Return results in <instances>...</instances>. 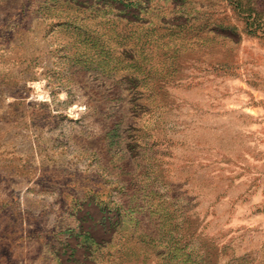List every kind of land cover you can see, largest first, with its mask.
Instances as JSON below:
<instances>
[{"label":"rangeland","instance_id":"374dc122","mask_svg":"<svg viewBox=\"0 0 264 264\" xmlns=\"http://www.w3.org/2000/svg\"><path fill=\"white\" fill-rule=\"evenodd\" d=\"M235 1L0 0V264H264Z\"/></svg>","mask_w":264,"mask_h":264},{"label":"trees","instance_id":"16d2710c","mask_svg":"<svg viewBox=\"0 0 264 264\" xmlns=\"http://www.w3.org/2000/svg\"><path fill=\"white\" fill-rule=\"evenodd\" d=\"M249 1V0H247ZM240 1L237 0L233 4L238 7L239 12H244L245 23L247 24V32L255 33L261 32L264 34V13L262 10L252 7L250 5H240ZM231 29V27H226ZM118 208V207H117ZM118 211V209H116ZM118 225V224H117Z\"/></svg>","mask_w":264,"mask_h":264}]
</instances>
